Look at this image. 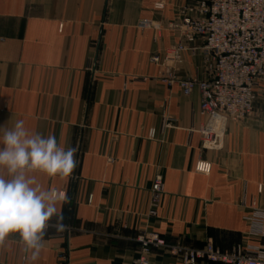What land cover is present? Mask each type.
I'll return each instance as SVG.
<instances>
[{"label": "crops", "instance_id": "obj_1", "mask_svg": "<svg viewBox=\"0 0 264 264\" xmlns=\"http://www.w3.org/2000/svg\"><path fill=\"white\" fill-rule=\"evenodd\" d=\"M197 1L0 0V125L24 120L74 147L77 161L63 180L35 174L43 189L67 195L58 210L68 229L49 228L35 262L9 234L0 264H131L144 231L185 248L264 249L245 221L253 202L264 211V93L250 118L228 125L223 149L206 151L199 92L168 87L173 64L150 62L177 44L168 24ZM143 21L162 28L158 37ZM174 69L179 80L206 79L200 52ZM199 163L210 172H197ZM157 174L165 194L152 216ZM149 264L182 262L153 251Z\"/></svg>", "mask_w": 264, "mask_h": 264}, {"label": "built area", "instance_id": "obj_2", "mask_svg": "<svg viewBox=\"0 0 264 264\" xmlns=\"http://www.w3.org/2000/svg\"><path fill=\"white\" fill-rule=\"evenodd\" d=\"M139 27L155 29L157 37L162 31L148 21ZM167 29L177 36V44L164 56H152L150 62L159 67L167 62L173 64L166 65L162 80L168 87L178 86L185 96L199 92L203 123L198 133L202 148L221 151L228 125L250 118L259 95L264 93V0H198L184 8ZM197 41L202 42L201 48H192ZM188 52L201 53L205 80H179L174 76V68L182 64L183 55ZM196 171L208 174L210 166L199 163ZM164 194L163 176L157 174L151 188L152 216ZM258 194L264 197V185L258 186ZM251 210L245 221L255 235L264 238V211L256 209V202ZM136 241L140 256L131 264H149L153 251L167 252L180 258L182 264H264L262 248L238 247L228 252H221L212 244L200 249L185 248L170 245L150 231H144Z\"/></svg>", "mask_w": 264, "mask_h": 264}, {"label": "clouds", "instance_id": "obj_3", "mask_svg": "<svg viewBox=\"0 0 264 264\" xmlns=\"http://www.w3.org/2000/svg\"><path fill=\"white\" fill-rule=\"evenodd\" d=\"M0 133V245L16 233L35 262L44 248L46 231L68 229L58 204L69 203L66 194L43 189L35 174L71 177L77 166L76 149L59 145L52 135L30 131L24 120L11 128L0 125Z\"/></svg>", "mask_w": 264, "mask_h": 264}]
</instances>
